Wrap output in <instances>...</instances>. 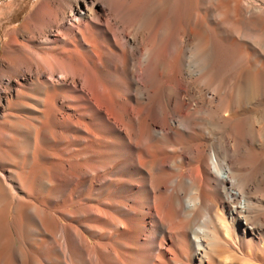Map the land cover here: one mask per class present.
I'll return each instance as SVG.
<instances>
[{"label": "bare ground", "instance_id": "6f19581e", "mask_svg": "<svg viewBox=\"0 0 264 264\" xmlns=\"http://www.w3.org/2000/svg\"><path fill=\"white\" fill-rule=\"evenodd\" d=\"M1 58L0 264H264V0H41Z\"/></svg>", "mask_w": 264, "mask_h": 264}, {"label": "rangeland", "instance_id": "374dc122", "mask_svg": "<svg viewBox=\"0 0 264 264\" xmlns=\"http://www.w3.org/2000/svg\"><path fill=\"white\" fill-rule=\"evenodd\" d=\"M12 1L13 0H0V60L5 53V46L10 41L12 33L21 28L25 20L34 12L35 8L41 2V0ZM9 4L11 5L10 8L8 7ZM228 54L230 61V50H228ZM233 63L236 62H232V64ZM252 154L253 153L250 152V155Z\"/></svg>", "mask_w": 264, "mask_h": 264}]
</instances>
